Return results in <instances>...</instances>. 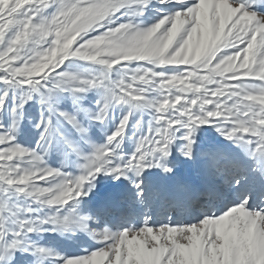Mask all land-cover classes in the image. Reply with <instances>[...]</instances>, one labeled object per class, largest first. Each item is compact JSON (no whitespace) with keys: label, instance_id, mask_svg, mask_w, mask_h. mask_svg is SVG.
Segmentation results:
<instances>
[{"label":"snow or ice","instance_id":"obj_1","mask_svg":"<svg viewBox=\"0 0 264 264\" xmlns=\"http://www.w3.org/2000/svg\"><path fill=\"white\" fill-rule=\"evenodd\" d=\"M0 264H264V0H0Z\"/></svg>","mask_w":264,"mask_h":264},{"label":"rangeland","instance_id":"obj_2","mask_svg":"<svg viewBox=\"0 0 264 264\" xmlns=\"http://www.w3.org/2000/svg\"><path fill=\"white\" fill-rule=\"evenodd\" d=\"M42 183V182H41ZM88 244H79L69 246L70 251H81L83 248L88 247Z\"/></svg>","mask_w":264,"mask_h":264}]
</instances>
